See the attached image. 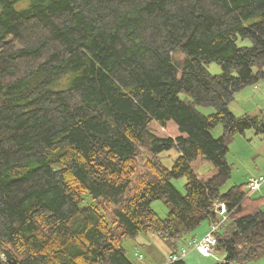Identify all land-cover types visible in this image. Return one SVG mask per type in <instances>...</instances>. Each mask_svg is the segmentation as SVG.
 <instances>
[{
	"label": "trees",
	"instance_id": "16d2710c",
	"mask_svg": "<svg viewBox=\"0 0 264 264\" xmlns=\"http://www.w3.org/2000/svg\"><path fill=\"white\" fill-rule=\"evenodd\" d=\"M259 80L264 0H0V264H133L122 239L142 232L177 253L218 201L214 264L264 258V197L220 191L234 135L264 132L229 109Z\"/></svg>",
	"mask_w": 264,
	"mask_h": 264
},
{
	"label": "rangeland",
	"instance_id": "374dc122",
	"mask_svg": "<svg viewBox=\"0 0 264 264\" xmlns=\"http://www.w3.org/2000/svg\"><path fill=\"white\" fill-rule=\"evenodd\" d=\"M238 44L247 45L248 41L247 39L239 40ZM174 58L180 60L182 55L174 53ZM206 68L213 74L221 71L220 66L214 61L208 63ZM198 109L204 113L213 111L212 107L199 106ZM229 109L237 115L249 114L252 116L264 117V81L259 80L255 84L247 85L236 92L234 99L229 104ZM221 130V125L217 124L213 128L212 134L218 137L221 134ZM177 154V150L172 148L162 152L160 154V159L166 167H170ZM149 158L151 159V156L147 153L140 155L138 169H144V164H147ZM226 160L231 166V173L230 177L220 187L221 192L226 191L233 185L247 183L251 176L264 175V132L256 133L253 129H246L243 133L234 135L233 139L228 144ZM205 170L206 169H202L200 171L204 172ZM185 181L186 177L184 176L171 180L173 186L181 193H184ZM252 196H264V183L259 191L252 193ZM89 200L88 196L84 197L83 204H88L87 202H89ZM150 207L161 217H165L169 211V205L165 203L163 199L152 200ZM208 227L206 221L202 222L193 231L192 236L200 238L203 232H205L203 235L207 233ZM137 236L134 238L125 237L122 239V246L125 253L132 260L133 264H144L148 261L151 263H161L168 258L170 253L169 247L162 239L160 240L162 244H159V240L152 234L142 232ZM189 239L180 247H187V241ZM142 243H144V245ZM139 254L143 255L142 259L137 257ZM187 254H189L188 260L186 259L188 264H214L217 262L214 258L200 259L191 251ZM199 254L204 255L201 252H199ZM0 256H2V254ZM232 264H264V258H257L243 263L234 262Z\"/></svg>",
	"mask_w": 264,
	"mask_h": 264
},
{
	"label": "built area",
	"instance_id": "2783aa9c",
	"mask_svg": "<svg viewBox=\"0 0 264 264\" xmlns=\"http://www.w3.org/2000/svg\"><path fill=\"white\" fill-rule=\"evenodd\" d=\"M264 183V175H257L249 177L247 181V187L250 190V193L255 191H259L260 187ZM216 213L218 216V220L211 222L208 227V231L205 235L198 239L189 240L187 247H180L177 253H172L168 256L170 261H175L180 258L185 257V255L192 251H199L204 255H210L213 253V247L216 244L215 232L218 230L220 224L224 222L229 214L227 209V205L223 201H218L216 203ZM139 259H142L143 256L141 254L137 255Z\"/></svg>",
	"mask_w": 264,
	"mask_h": 264
},
{
	"label": "crops",
	"instance_id": "0c3cea01",
	"mask_svg": "<svg viewBox=\"0 0 264 264\" xmlns=\"http://www.w3.org/2000/svg\"><path fill=\"white\" fill-rule=\"evenodd\" d=\"M264 197V196H263ZM207 223V222H206ZM207 226H209V224L207 223ZM207 228V227H206ZM205 232H203L202 234H201V236L204 234ZM149 234H152L156 239H158L159 240V244H162V242H160V238L157 236V235H155V234H153V233H149ZM200 236V237H201ZM138 237V236H137ZM191 239H198V238H195V236H193L192 238H190L189 240H191ZM188 240V241H189ZM143 245H144V243H142ZM167 249V248H166ZM168 250V249H167ZM169 252H170V249H169ZM191 252H194L195 253V255L196 256H198V258H200V259H207V258H214L216 261H223L224 260V254L222 253V252H216V251H214L213 253H211L210 255H200L199 254V252H197V251H195V250H192ZM189 253V252H188ZM170 255V254H169ZM168 255V256H169ZM143 256V255H142ZM188 258H189V254H187V255H185V257H184V260L186 261V259L188 260ZM168 260V258L164 261V262H166ZM161 263H163V262H161ZM144 264H160V262H158V263H151V262H145Z\"/></svg>",
	"mask_w": 264,
	"mask_h": 264
},
{
	"label": "water",
	"instance_id": "95a60500",
	"mask_svg": "<svg viewBox=\"0 0 264 264\" xmlns=\"http://www.w3.org/2000/svg\"><path fill=\"white\" fill-rule=\"evenodd\" d=\"M10 264H14V261H10Z\"/></svg>",
	"mask_w": 264,
	"mask_h": 264
}]
</instances>
